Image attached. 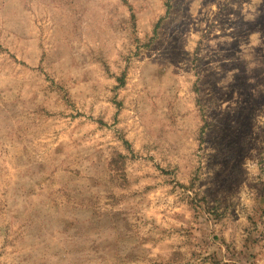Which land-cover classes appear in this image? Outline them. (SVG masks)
Returning a JSON list of instances; mask_svg holds the SVG:
<instances>
[{
    "label": "rangeland",
    "instance_id": "1",
    "mask_svg": "<svg viewBox=\"0 0 264 264\" xmlns=\"http://www.w3.org/2000/svg\"><path fill=\"white\" fill-rule=\"evenodd\" d=\"M0 264H264V0H0Z\"/></svg>",
    "mask_w": 264,
    "mask_h": 264
}]
</instances>
